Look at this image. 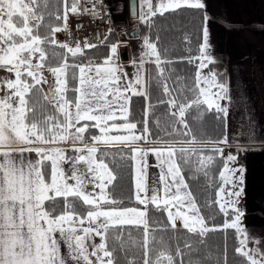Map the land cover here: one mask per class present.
<instances>
[{
  "label": "snow or ice",
  "instance_id": "obj_1",
  "mask_svg": "<svg viewBox=\"0 0 264 264\" xmlns=\"http://www.w3.org/2000/svg\"><path fill=\"white\" fill-rule=\"evenodd\" d=\"M89 3L91 9L83 6ZM182 7L206 5L203 0L132 5L148 33L140 56L129 61L130 75L120 60V40L109 42L113 28L96 43L80 36L71 40V17L107 16L111 23L104 0H0V71L8 74L0 76V264H185V256L187 264H203L191 257L210 232L227 229L236 231L235 252L245 264H264V240L249 236L243 225L244 169L230 166L250 149L239 144L233 149L229 142V84L218 72H203L215 63L210 17L205 11L198 55L188 57L197 69L191 84L172 80L168 66L174 61L162 56L159 34L152 38L154 18ZM83 30L77 23L76 31ZM59 33L67 38L61 41ZM132 35L138 38L139 32ZM100 45L108 49L101 59L87 55ZM149 63L155 68L151 79ZM153 83L162 96L156 104L149 91ZM133 96L145 100L141 121L131 118ZM157 106L166 108L168 119L163 126L154 121L162 134L153 135L148 117ZM210 112L225 133L215 140L198 138L188 118L195 113L199 121ZM149 156L157 169L151 182ZM218 159L223 163L214 179ZM123 168L130 171L131 189L117 197V170ZM186 170L193 180L202 176L208 186L215 183L214 199L205 206L216 205L223 224H210L214 217L203 215ZM149 206L163 220H153ZM180 231L197 239H185L183 246L177 240L173 251L157 236ZM131 249L136 252L130 259Z\"/></svg>",
  "mask_w": 264,
  "mask_h": 264
},
{
  "label": "crops",
  "instance_id": "obj_2",
  "mask_svg": "<svg viewBox=\"0 0 264 264\" xmlns=\"http://www.w3.org/2000/svg\"><path fill=\"white\" fill-rule=\"evenodd\" d=\"M203 2L206 5L204 11L210 17L208 27L213 58L215 61L224 62L225 81L229 84L232 95L226 129L229 142L233 149L237 144L250 149L241 152L236 162L230 165L242 166L244 169V196L240 201V206L245 211L243 225L247 227L249 233H261L259 238L264 240V0H203ZM129 19L131 21V18ZM130 25L134 27L136 21ZM138 28L139 37L135 39L141 40L139 41L141 49L136 52L127 44L128 60L138 58L142 51V38L145 35L139 26ZM151 65V63L145 65L147 78L153 66ZM209 71V66L203 70L205 74ZM171 76L173 78V75ZM49 79L51 80L50 75ZM152 92H156L155 97L161 96L156 85ZM154 110L163 113L166 108L157 106ZM156 116L157 114H154V118H157ZM190 121L192 131L199 133L201 120ZM164 124L161 122L162 126ZM154 127L158 134H162L155 124ZM202 128L201 125L202 136L209 138L208 134L202 133ZM227 151L226 149L225 154ZM30 158L34 160L36 157L31 154ZM147 163L151 182L157 173V169L153 167L156 163L155 158L149 156ZM185 179L187 180L186 176ZM98 241L99 238H96L97 243ZM62 251L66 252V249L62 248Z\"/></svg>",
  "mask_w": 264,
  "mask_h": 264
},
{
  "label": "trees",
  "instance_id": "obj_3",
  "mask_svg": "<svg viewBox=\"0 0 264 264\" xmlns=\"http://www.w3.org/2000/svg\"><path fill=\"white\" fill-rule=\"evenodd\" d=\"M204 12V10L182 7L175 12H167L163 16L158 15L154 18L155 24L151 30L152 38L155 39L156 35L159 34L160 41L158 43V48L160 49L162 56L174 61L171 65L168 66L171 70V75H173L172 80H175L177 77H179L183 79L185 83L191 84V81L197 69L195 64H189L187 61L189 56L195 57L198 55V46L201 42L200 37ZM135 21V26L138 25L143 31L144 35H146L148 33V28L145 25L139 23V21L136 19H133L132 22ZM117 38L118 36L114 31L109 37V42L115 41ZM107 53L108 49L103 45L87 51V55L89 57L97 59H101ZM209 69L211 71L218 72L220 74L221 80H226L224 62L215 61L214 64L209 65ZM152 76H155L153 66L148 73V78L151 79ZM172 80L169 81V84L172 83ZM154 86L155 84L153 83L151 88L149 89L151 93L152 104H156V101L158 99L155 97L156 92H152ZM159 98H162V96H160ZM144 109V98L133 96L131 99V118L134 121L143 120ZM150 113L151 114L148 117L149 125L151 124V122L153 124L154 114H156L157 112H155L152 108L150 110ZM160 115L161 121L165 123L168 119L167 111H164L163 113L160 112ZM194 116L195 113L189 116L188 119L195 120L193 118ZM206 117L207 113L204 115L200 124L202 126H207L206 128L209 131V138L215 140L222 137L225 133L223 123L217 121L214 117L212 118V122L208 125L209 120ZM200 129L201 128L199 126V133H195L197 134L198 138L202 137ZM222 163L223 162L218 159L216 162L217 166L212 169V176L214 179L218 177V172L222 167ZM117 172L119 179L116 182L114 195H116L117 197L127 196L131 189L130 171L127 168H123L117 170ZM185 176L193 192V195L196 197L198 204L201 206L203 215L206 218L214 217V219L209 220V223H214L216 225L223 224L225 217L219 213L217 206L214 204L207 207L205 206L208 200L214 199L215 183L212 187L208 186L206 180L202 176H199L196 180H193L191 179L190 172L187 170L185 171ZM149 209V216L153 220H163L164 217L161 214L152 211L151 206H149ZM133 235H138V233L133 230ZM157 236L158 238L159 236H163L165 239V243L169 247H171L173 251L177 240L181 243V246H183V241L185 239H197L195 237L189 236L185 231H180L175 234L172 232L157 233ZM174 236L176 239H173ZM238 240L239 237L234 229L210 232L205 240L204 245L200 246L199 253L194 254L191 258L193 260H200L203 262V264H217L212 263V260L217 252V254L220 256L218 262L219 264H224L225 253L227 256V264H245L244 258L235 252V248L239 246ZM109 243L111 244L112 241L110 240ZM135 252V249L130 250V259L133 258ZM206 254H210V259H205ZM188 258L189 257L185 256V264H187ZM221 260H223V263H221ZM121 264H123V260H121Z\"/></svg>",
  "mask_w": 264,
  "mask_h": 264
},
{
  "label": "built area",
  "instance_id": "obj_4",
  "mask_svg": "<svg viewBox=\"0 0 264 264\" xmlns=\"http://www.w3.org/2000/svg\"><path fill=\"white\" fill-rule=\"evenodd\" d=\"M115 0H104V3L107 5L108 11L110 13V19L111 23H116V22H124V20L119 19L121 15L125 14L126 17L128 18L127 14V6L124 4V7H116L115 5ZM84 7H87L89 9L92 8V4H85L83 5ZM108 17L105 16L104 19H97L93 21L90 17H81L79 20H77L76 17H71L69 20V25L72 28V37L71 40L72 42H75L76 38L78 36L80 37H87L90 42L96 43L100 40L104 39V34L107 31V27L110 24L108 22ZM126 21V20H125ZM81 23L84 25V30L83 31H76V24ZM131 26V25H130ZM129 28V27H128ZM128 36H131V27L126 31ZM66 34L65 33H59L58 34V39L61 41L65 40ZM50 80V79H49ZM51 81V80H50Z\"/></svg>",
  "mask_w": 264,
  "mask_h": 264
},
{
  "label": "rangeland",
  "instance_id": "obj_5",
  "mask_svg": "<svg viewBox=\"0 0 264 264\" xmlns=\"http://www.w3.org/2000/svg\"><path fill=\"white\" fill-rule=\"evenodd\" d=\"M114 2H115L116 7H124V4L125 5H128V0H115ZM127 14H128V6H127ZM129 18H131V17L129 16ZM129 18H127L125 14L124 15L122 14L119 19L124 20V22H116V24L115 23H110L108 25L107 29H109V27L113 28L114 31L116 32L117 36H118L117 39L120 40L121 44L122 43H126V44H128L129 47H133L136 52H139L140 49H141V42H139V41H141V40H136L135 38H131L132 35L131 36H128L127 33H126V31L128 32V30L130 29V27H132V26H130V24L132 22V19H134V18H131V21H130ZM133 40H136V41L134 43H132ZM129 61L130 60H128V61H122L121 60V62L123 63L124 68L131 75L134 72V68L132 67V65L130 64ZM7 75L8 74L6 72L0 71V76H7ZM51 79H52V77H51ZM156 98H159V97H156ZM155 112H157L156 113L157 114V116H156L157 118H154V121L156 119H158V117H160L159 120H160V122H162L161 121V115H160V113L158 111H155ZM206 118H208V120H209L208 121V125H209L212 122V118H214V115L211 112L210 113H207V117ZM188 122H189V125H191V121L189 119H188ZM148 126H149L150 130L152 131L153 135H158V133L156 132L155 127H154V122H153V124L151 122V124L150 125L148 124ZM206 127L207 126H204L202 128V133L209 135V131H208V129ZM195 128H196V125H195ZM200 128H201V125H200ZM249 236H254V237H258L259 238L261 236V233H259V232H253V233H249ZM99 242L100 241H98V243ZM251 246H253V245L251 243H249L248 244V247L251 248ZM205 256H209V254H206ZM219 259H220V256L216 252L215 257L212 260L213 261L212 263L219 264L218 263L219 262ZM221 263H223V260H221Z\"/></svg>",
  "mask_w": 264,
  "mask_h": 264
},
{
  "label": "water",
  "instance_id": "obj_6",
  "mask_svg": "<svg viewBox=\"0 0 264 264\" xmlns=\"http://www.w3.org/2000/svg\"><path fill=\"white\" fill-rule=\"evenodd\" d=\"M134 3L138 5L139 0H128V14L131 18H134V16L132 15V5ZM138 30H139L138 26H134L132 27L131 32L133 33L134 31H138ZM123 45L124 44H122V46L119 48L120 57L122 60H128L129 59L128 54H127L128 46L124 47Z\"/></svg>",
  "mask_w": 264,
  "mask_h": 264
}]
</instances>
